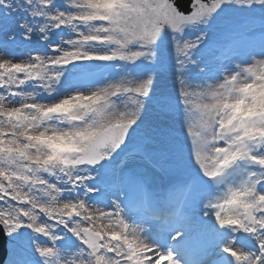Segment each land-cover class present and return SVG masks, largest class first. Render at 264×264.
Wrapping results in <instances>:
<instances>
[{"label": "snow or ice", "instance_id": "obj_1", "mask_svg": "<svg viewBox=\"0 0 264 264\" xmlns=\"http://www.w3.org/2000/svg\"><path fill=\"white\" fill-rule=\"evenodd\" d=\"M0 264H264V0H0Z\"/></svg>", "mask_w": 264, "mask_h": 264}]
</instances>
